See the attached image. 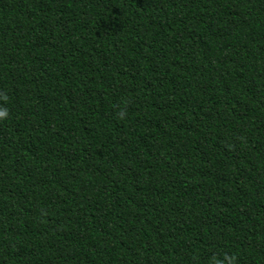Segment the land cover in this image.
<instances>
[{
  "label": "trees",
  "instance_id": "trees-1",
  "mask_svg": "<svg viewBox=\"0 0 264 264\" xmlns=\"http://www.w3.org/2000/svg\"><path fill=\"white\" fill-rule=\"evenodd\" d=\"M0 264H264V0H0Z\"/></svg>",
  "mask_w": 264,
  "mask_h": 264
},
{
  "label": "clouds",
  "instance_id": "clouds-1",
  "mask_svg": "<svg viewBox=\"0 0 264 264\" xmlns=\"http://www.w3.org/2000/svg\"><path fill=\"white\" fill-rule=\"evenodd\" d=\"M8 115L7 110L0 108V119H4ZM212 264H216V262L213 260Z\"/></svg>",
  "mask_w": 264,
  "mask_h": 264
}]
</instances>
